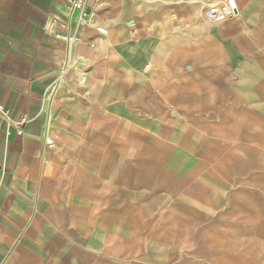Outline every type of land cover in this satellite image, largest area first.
Instances as JSON below:
<instances>
[{
    "label": "crops",
    "instance_id": "crops-1",
    "mask_svg": "<svg viewBox=\"0 0 264 264\" xmlns=\"http://www.w3.org/2000/svg\"><path fill=\"white\" fill-rule=\"evenodd\" d=\"M84 2L45 103L65 0H0V264H264V0Z\"/></svg>",
    "mask_w": 264,
    "mask_h": 264
},
{
    "label": "built area",
    "instance_id": "built-area-1",
    "mask_svg": "<svg viewBox=\"0 0 264 264\" xmlns=\"http://www.w3.org/2000/svg\"><path fill=\"white\" fill-rule=\"evenodd\" d=\"M66 7L69 11L68 21L64 25L66 51L60 58V65L57 71L53 84L46 91L44 102L49 103L56 91L66 79V76L76 67L77 59L73 54V49L77 42V33L79 29L84 26L94 27L96 32L101 36L108 35V31L102 27L95 25L94 21L89 17L86 12V5L84 0H65ZM78 11V14L74 20V24L71 25L70 18L73 11ZM234 13V7L231 6L229 1H223L219 5H212L208 7L204 12V17L209 24H214L220 19L231 16ZM0 122L3 125L5 135H9L14 131L17 135H23V127L27 123V119L20 120L13 119L10 116L9 111L0 104Z\"/></svg>",
    "mask_w": 264,
    "mask_h": 264
}]
</instances>
